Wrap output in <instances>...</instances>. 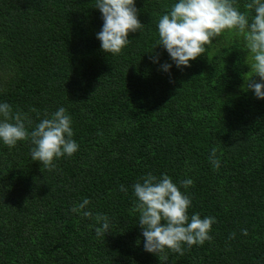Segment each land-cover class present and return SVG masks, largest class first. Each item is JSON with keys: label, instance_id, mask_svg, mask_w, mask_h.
<instances>
[{"label": "trees", "instance_id": "16d2710c", "mask_svg": "<svg viewBox=\"0 0 264 264\" xmlns=\"http://www.w3.org/2000/svg\"><path fill=\"white\" fill-rule=\"evenodd\" d=\"M95 2L0 0V102L27 113L29 131L64 107L79 145L50 171L29 141H0V264H264V99L247 91L244 37L225 30L178 69L157 29L178 0H135L144 27L112 55L96 38ZM149 173L190 197L189 217L215 218L211 241L166 250V261L144 251L132 186ZM84 198L93 217L108 216L105 237L70 211Z\"/></svg>", "mask_w": 264, "mask_h": 264}, {"label": "clouds", "instance_id": "9594fccd", "mask_svg": "<svg viewBox=\"0 0 264 264\" xmlns=\"http://www.w3.org/2000/svg\"><path fill=\"white\" fill-rule=\"evenodd\" d=\"M95 8L103 20L96 38L104 53L120 54L130 43L129 35L144 27L138 19L135 0H96ZM243 8L245 11L239 9L238 0H178L158 20V46L167 51L178 69H182L190 67V62L204 54L205 46L223 31L235 30L244 37L251 53L250 67L254 75L245 82L247 91H252L257 99H264V0H248ZM149 54L154 63L159 61V53ZM171 67L172 64L165 62L161 70L169 72ZM71 124L67 110L60 107L51 114L45 112L44 118L29 131L27 126L32 125V120L28 114L13 112L10 104L0 102V141L9 148L19 141H29L32 161L40 162L50 171L55 168L56 159L65 155L70 157L79 148L73 139ZM209 160L214 169H219L216 149L211 150ZM180 183L186 189L193 181L186 179ZM132 187L137 198V224L142 231L144 251L166 261V250L184 255L185 245L190 249L193 245L211 241L209 233L215 218L202 219L199 213L189 217L190 197L182 193L167 174L157 177L149 173ZM121 191L127 190L121 186ZM90 203L84 198L70 211L94 218L99 225L95 227L96 236L105 237L110 232L109 218L103 214L93 217L87 210ZM241 234L247 236V229H241ZM229 238L234 239L235 233Z\"/></svg>", "mask_w": 264, "mask_h": 264}]
</instances>
